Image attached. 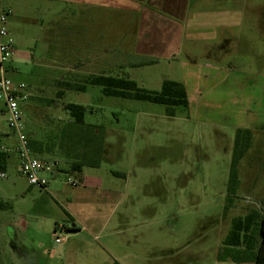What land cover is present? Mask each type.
Here are the masks:
<instances>
[{"label": "rangeland", "instance_id": "rangeland-1", "mask_svg": "<svg viewBox=\"0 0 264 264\" xmlns=\"http://www.w3.org/2000/svg\"><path fill=\"white\" fill-rule=\"evenodd\" d=\"M205 8L204 23L211 25L207 32L233 36L234 49L219 57L221 66L212 56L200 53L202 48H197V66L192 70L183 65L188 61L186 55L175 61L120 68L113 56L104 64L102 56L71 54L73 51L63 48V54L53 56L60 67L55 70L45 69L31 56L25 60L20 55L11 57L16 58L18 68L10 70L11 79L27 85L21 100L26 134L52 144L60 161L55 177L43 175L59 185L67 182L69 188L80 184L84 175H92L104 185L124 183L111 170L129 175V191L118 210L105 208L111 225L125 228L111 238L121 241L108 253L101 248L104 239L89 235L86 249L95 251L100 259L88 264H253L221 262L217 254L234 217L254 209L264 212V128L254 130L252 147L241 161L237 199L226 208L235 131L250 127V122L264 127V40L260 38L264 37V0H206ZM28 32L31 36L38 32L37 27L32 25ZM215 67L223 68L216 71ZM94 73L129 77L154 91L161 89L165 78L182 81L188 87L189 109L179 106L176 116L169 117L162 104L104 95L99 85L89 84L77 91L60 84H80ZM36 82L40 83L30 93L28 85ZM63 89L60 98L58 92ZM198 98L200 109L195 111ZM69 102L82 104L86 123L104 135L99 167L59 171L63 166L69 169L72 158L77 153L82 157L84 152L64 136L71 122L65 108ZM4 109L0 100V131L11 132ZM17 142L14 136L2 141L9 147L0 142L1 148L12 152L6 176L0 175V199L12 205L0 210V264H36V260L62 264L69 244L55 239L64 238L73 221L58 205L57 200L65 202L57 192L50 194L28 185L14 155ZM86 194L91 199L103 195L114 199V195L96 190ZM133 254L140 257L135 259Z\"/></svg>", "mask_w": 264, "mask_h": 264}, {"label": "crops", "instance_id": "crops-1", "mask_svg": "<svg viewBox=\"0 0 264 264\" xmlns=\"http://www.w3.org/2000/svg\"><path fill=\"white\" fill-rule=\"evenodd\" d=\"M205 1L0 0V4L12 10L7 22L8 30L15 39L12 55L23 56V60L31 56L33 61L43 64L45 69L60 68L54 64L53 56L63 54L62 49L68 48L73 51L71 54L102 56L104 64L107 62L105 59L113 56L120 68L127 65L138 67L136 64L150 59L157 60V63L162 60L175 61L186 55L188 61L183 62V65L187 70H192L197 66V61L194 60L197 48L203 49L199 51L200 53L212 56L219 66L222 63L219 57L234 49L231 33L229 36L222 32H207L211 25L204 23ZM32 25L37 27L38 32H32L30 36L28 29ZM260 38L264 40L261 35ZM15 64L16 58H11L8 63L9 73L10 70L17 71ZM215 68L214 70L220 71L223 67ZM39 83L28 85L29 91L36 89ZM184 84L189 97L188 87L186 83ZM195 101L199 102L195 110L198 111L200 98ZM249 124L250 127H243L263 131L262 125L252 122ZM0 132L1 143L6 138L10 140L11 137H16L12 131ZM14 155L19 161L18 155L16 153ZM66 170L68 168L63 166L59 171ZM119 172L124 173L117 176L123 177L121 179L124 183L119 180L104 185L96 177L84 175L81 177V183L72 188L67 186V182H61L59 185L57 180L52 181L48 176L49 182L44 188L28 184L50 194L53 191L57 192L65 202L63 205L57 200L58 205L67 212L75 224L67 226L69 233L60 242L69 244L64 255L67 259L66 261L63 259L62 264H88L89 261H99L100 257L95 251L87 250L89 235L104 239L101 248L108 253L120 243L119 238L118 241L111 238L124 233L125 228L121 229L122 225L118 227L111 225L109 212L105 209L110 207L113 208L111 212L117 211L123 198L128 194L129 175L124 171ZM55 173L51 176L55 177ZM90 190L112 194L114 199L109 200L103 197L104 195L91 199L86 194ZM42 191L40 192L43 193ZM132 256L135 259L140 257L137 254ZM35 263L40 264L39 260ZM118 264L128 263L125 261Z\"/></svg>", "mask_w": 264, "mask_h": 264}, {"label": "trees", "instance_id": "trees-1", "mask_svg": "<svg viewBox=\"0 0 264 264\" xmlns=\"http://www.w3.org/2000/svg\"><path fill=\"white\" fill-rule=\"evenodd\" d=\"M157 63V60H144L136 66H145ZM64 89H75L83 91L87 85H99L102 93L108 96L121 97L149 101L166 106L165 113L169 117L176 116L177 107L183 106L189 109L190 101L188 92L183 82L174 79H165L161 89L158 91L142 88L138 83L129 78L108 75L107 73H94L87 76L83 83L62 81ZM64 89L58 92L60 98L64 95ZM70 114L69 129L64 136H68L74 146L79 145L84 152L80 156L76 154L66 171L82 172L85 166L99 167L102 163L105 148L104 135L96 126L87 124L85 120V107L82 104L69 102L65 106ZM65 131V130H64ZM29 146L34 155L51 156L58 164L52 144H48L38 138H28ZM254 131L250 128L238 127L235 131L234 146L231 157L229 178L227 184L226 208H230L237 199V192L240 185L241 161L252 147ZM81 144V145H80ZM2 146V145H1ZM0 146V172H6L10 163L11 151ZM79 148V149H80ZM80 149V150H81ZM92 153L91 155L88 153ZM65 155V154H64ZM69 160L71 159L67 155ZM45 158V157H41ZM51 158H45L51 160ZM115 176H122L124 173L112 170ZM12 208L9 202L0 199V210ZM72 220V218H71ZM73 225H75L73 223ZM74 229V228H72ZM219 261L231 260L237 263L253 262L264 264V212L254 209L245 215L234 217L231 229L223 240V245L217 256Z\"/></svg>", "mask_w": 264, "mask_h": 264}, {"label": "built area", "instance_id": "built-area-1", "mask_svg": "<svg viewBox=\"0 0 264 264\" xmlns=\"http://www.w3.org/2000/svg\"><path fill=\"white\" fill-rule=\"evenodd\" d=\"M11 13V9H6L0 4V100L5 103L4 112L8 115L9 127L18 139L14 149L19 158L20 171L29 185L44 188L48 185L49 179L43 173L53 175L57 170L58 163L34 155L29 146L21 107V100L26 97L27 85L23 82L13 81L8 75V63L15 44V39L7 26L8 16ZM6 150L11 151L10 148H6ZM0 175L5 177L6 173L1 172ZM71 183L76 184L75 181ZM55 241L60 243L62 238L56 236Z\"/></svg>", "mask_w": 264, "mask_h": 264}]
</instances>
